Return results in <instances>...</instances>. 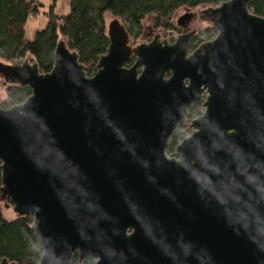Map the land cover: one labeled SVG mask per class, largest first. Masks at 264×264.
I'll list each match as a JSON object with an SVG mask.
<instances>
[{"label":"water","instance_id":"obj_1","mask_svg":"<svg viewBox=\"0 0 264 264\" xmlns=\"http://www.w3.org/2000/svg\"><path fill=\"white\" fill-rule=\"evenodd\" d=\"M248 3L203 7L217 34L192 52L195 30L130 47L113 22L92 77L63 43L47 74L0 62L31 91L0 107V198L32 214L38 264H264V17Z\"/></svg>","mask_w":264,"mask_h":264},{"label":"trees","instance_id":"obj_2","mask_svg":"<svg viewBox=\"0 0 264 264\" xmlns=\"http://www.w3.org/2000/svg\"><path fill=\"white\" fill-rule=\"evenodd\" d=\"M50 6L43 12L46 24L38 30L32 40L24 36V28L30 18L41 13L43 4L38 0H0V61L7 64H20L27 56L36 63L40 74H47L54 64L57 46L63 43L65 48L75 52L78 62L83 66L87 77L96 72L99 58L107 52L109 39L105 16L111 15L120 20L129 39L137 41L147 17L154 18L153 27L163 33L178 32L171 24L172 15L179 9L187 11L196 8L218 6L228 0H69L67 14L55 13L58 0H50ZM248 9L256 16L264 17V0H249ZM179 33V32H178ZM217 34L214 27L207 24L204 29L195 30V35L188 43L192 52L202 43L212 40ZM174 38L170 36L169 43ZM133 59L127 62V67ZM31 95L27 86H8L5 97L0 102L2 109L19 105ZM201 115L200 105L188 109L186 120ZM187 125L184 120L171 136L166 152L173 154L176 145L185 137ZM1 169H0V189ZM1 202V198H0ZM32 214L8 220L0 206V262L7 260L14 264H38L42 249L38 238L33 233ZM71 264H78L75 255ZM82 264H94L87 258Z\"/></svg>","mask_w":264,"mask_h":264},{"label":"rangeland","instance_id":"obj_3","mask_svg":"<svg viewBox=\"0 0 264 264\" xmlns=\"http://www.w3.org/2000/svg\"><path fill=\"white\" fill-rule=\"evenodd\" d=\"M38 1L43 4V8L41 9V13L34 18H30L27 21L25 28H24V36L28 40H32L35 33L38 30L43 29L45 24H46V19H45L43 12H45L48 9L51 1L50 0H38ZM68 3H69V0H58L55 4V9H54L55 13L58 15L67 14L69 11ZM202 9H203L202 7L196 8V9L191 10V11H187L184 8L179 9L172 15L171 24L173 25V27L177 28V26H179L177 23L178 20L181 17H183L184 15H186L187 13H190L191 15H193V19L190 20V22L186 26V28L194 29V30L204 29L207 26V22L203 19V16L201 14ZM153 20H154V18L151 16L146 18V20L144 21V24H143L142 34H141L140 38L135 42H133L131 39H129L128 46L135 47L137 45L148 43L156 36H159L161 40H166L168 42H169L170 36L174 39H176L178 37L179 33L176 31L172 32L171 35L169 36L168 33H163L162 30L155 29L153 27ZM113 22H118V24L120 26H123V23L120 20L115 19L111 15L107 14L105 16L106 28ZM28 59L30 60L29 56H27L25 58V60H28ZM5 88H6V84L4 83L3 78L0 75V102L5 97ZM184 124L187 125V130H185V133H186L185 137H186L187 135L191 134L192 130L190 128H188L189 124H188L187 120H185V119H184ZM166 155L168 158H172L173 154H168L166 152ZM0 206L2 208L3 215L6 219L12 220L16 217V213L14 212L12 206L6 201V199L1 200Z\"/></svg>","mask_w":264,"mask_h":264},{"label":"flooded vegetation","instance_id":"obj_4","mask_svg":"<svg viewBox=\"0 0 264 264\" xmlns=\"http://www.w3.org/2000/svg\"><path fill=\"white\" fill-rule=\"evenodd\" d=\"M193 18H189L187 17V15H184L183 17H181L179 20H178V25L177 26V30L179 32L178 36L180 35H184V34H187L189 33L190 31L194 30V29H189V28H186V26L189 24L190 20H192ZM197 105V104H195ZM198 105H200V109H201V113L203 112V108H202V103H199ZM186 120V118H185ZM187 122H189V120H187ZM189 126V125H188ZM189 128V127H188ZM192 133V132H191ZM190 135V134H189ZM187 135V136H189ZM186 136V137H187Z\"/></svg>","mask_w":264,"mask_h":264},{"label":"built area","instance_id":"obj_5","mask_svg":"<svg viewBox=\"0 0 264 264\" xmlns=\"http://www.w3.org/2000/svg\"><path fill=\"white\" fill-rule=\"evenodd\" d=\"M189 124V123H188Z\"/></svg>","mask_w":264,"mask_h":264}]
</instances>
